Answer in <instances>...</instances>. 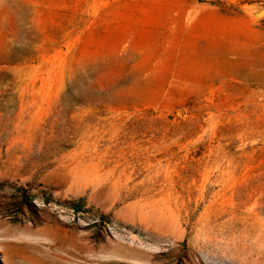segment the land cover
Segmentation results:
<instances>
[{
    "label": "rangeland",
    "instance_id": "1",
    "mask_svg": "<svg viewBox=\"0 0 264 264\" xmlns=\"http://www.w3.org/2000/svg\"><path fill=\"white\" fill-rule=\"evenodd\" d=\"M0 264H264V0H0Z\"/></svg>",
    "mask_w": 264,
    "mask_h": 264
},
{
    "label": "trees",
    "instance_id": "2",
    "mask_svg": "<svg viewBox=\"0 0 264 264\" xmlns=\"http://www.w3.org/2000/svg\"><path fill=\"white\" fill-rule=\"evenodd\" d=\"M77 210V209H76Z\"/></svg>",
    "mask_w": 264,
    "mask_h": 264
}]
</instances>
